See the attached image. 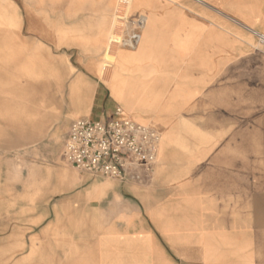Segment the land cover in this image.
<instances>
[{"label":"crops","instance_id":"1","mask_svg":"<svg viewBox=\"0 0 264 264\" xmlns=\"http://www.w3.org/2000/svg\"><path fill=\"white\" fill-rule=\"evenodd\" d=\"M154 9L151 0L123 6L125 15L149 11L140 41L129 52L107 37L88 109L65 133L74 120H109L119 108L161 132L153 172L122 183L77 171L33 215L40 223H27L24 243L0 237V264H264V55L255 52L264 0L251 27L227 17L255 50L242 30L234 44H217L211 30L163 24L168 16ZM0 13L19 36L16 7L0 0ZM34 90L26 132L59 109V87Z\"/></svg>","mask_w":264,"mask_h":264},{"label":"rangeland","instance_id":"2","mask_svg":"<svg viewBox=\"0 0 264 264\" xmlns=\"http://www.w3.org/2000/svg\"><path fill=\"white\" fill-rule=\"evenodd\" d=\"M3 1L16 7L22 26L18 36L11 17L0 13V237L12 235L16 244L18 240L22 244L29 233L27 223H40V218L32 220L33 215L41 214L49 197L63 191L78 174L61 159L67 123L87 111L93 95L90 82L100 79L107 37L113 46L122 26L120 13L126 15L120 0ZM151 1L154 12L168 16L163 24L209 29L211 41L226 40L227 46L242 30V44L255 50L256 42L238 24L251 27L256 0ZM146 13L135 11L129 17ZM257 48L255 52L264 55V48ZM58 68L64 70L60 77ZM42 82L55 91L59 87V109L46 115L42 127L26 132L34 88Z\"/></svg>","mask_w":264,"mask_h":264},{"label":"built area","instance_id":"3","mask_svg":"<svg viewBox=\"0 0 264 264\" xmlns=\"http://www.w3.org/2000/svg\"><path fill=\"white\" fill-rule=\"evenodd\" d=\"M130 0H120L126 5ZM120 34L115 48L137 47L145 20L120 13ZM257 46L264 48V36L257 35ZM161 132L155 127L122 117L121 109L109 120L79 119L70 123L61 159L75 171L122 183H142L157 163Z\"/></svg>","mask_w":264,"mask_h":264}]
</instances>
